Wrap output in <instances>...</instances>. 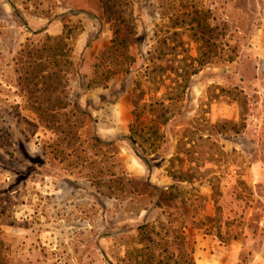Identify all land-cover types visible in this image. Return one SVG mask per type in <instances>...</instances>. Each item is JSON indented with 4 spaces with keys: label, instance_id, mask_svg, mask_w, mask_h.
I'll use <instances>...</instances> for the list:
<instances>
[{
    "label": "rangeland",
    "instance_id": "374dc122",
    "mask_svg": "<svg viewBox=\"0 0 264 264\" xmlns=\"http://www.w3.org/2000/svg\"><path fill=\"white\" fill-rule=\"evenodd\" d=\"M128 1L134 33L121 27V35L135 61L119 63L106 51L112 33L98 0H0V251L4 261L118 264L122 245L129 234H135L130 229L142 222L136 214L157 202L151 185L169 186L174 174L186 178L178 184L183 191L176 199L184 204L175 209L166 201L161 209L183 213L186 232L194 240L195 264H264V0ZM192 6L209 9L212 22L225 24L226 35L217 55L196 67L186 87L176 73L158 71L164 61L155 60L153 68L149 59L155 58L157 41L166 38L168 46L181 43L165 59L186 73L191 61L187 56H197L186 25ZM49 20L58 33L63 22H80L83 27L69 42L81 54L74 53L66 84L69 99H79L86 112L76 122L80 140L74 155L84 150L82 156L95 161L92 169H106L111 162L104 153L111 148L96 143L95 135L105 140L118 135L115 146L124 168L127 162L144 165L125 137L133 98L143 91L146 101L164 100L169 106L168 122L142 123L147 140L139 139L142 149L138 150L153 173L133 176L128 171L136 186L129 197L133 202L121 196L108 198L104 188L91 185L85 177L88 162L76 168L75 157L68 156L72 138L57 142L20 88L18 52L25 39L43 31ZM126 68L128 74L122 72ZM178 96L180 102L175 100ZM166 98L173 100L167 103ZM150 127H156V136ZM158 180L162 181L158 184ZM159 211L149 218L157 212L163 220Z\"/></svg>",
    "mask_w": 264,
    "mask_h": 264
},
{
    "label": "trees",
    "instance_id": "16d2710c",
    "mask_svg": "<svg viewBox=\"0 0 264 264\" xmlns=\"http://www.w3.org/2000/svg\"><path fill=\"white\" fill-rule=\"evenodd\" d=\"M98 1L112 33L110 45L106 49L108 56L110 58L114 56V60L119 59V63L121 59H123L122 63L134 62L135 59L128 53L129 43L121 35V27H125L128 34L134 33V27L130 28V19L133 16L130 9L131 3L128 0ZM191 8L187 12L186 25L190 39L196 44L197 56H187L191 61L185 68L186 73H183L184 68L179 71L177 67L168 64V59H165L166 55L172 54L176 47L181 48V43L177 46H168L166 38H163L154 46L152 55H155V58L149 59L153 68L155 60L158 63L164 61V67L158 66V71L176 73L186 87L188 86L187 79L197 73L198 68L196 67L210 63L212 57L217 55L218 48L226 35L225 24L212 22L213 18L209 9L194 6ZM127 9H129L128 12ZM82 31L83 27L80 22L71 24L63 22L61 32L57 35L42 33L43 31L40 30L35 31L31 37H27L25 44L18 52L19 58L15 63L19 85L30 102L31 109L43 126L57 136V142L64 141L67 136L72 138L71 144H67L71 149L68 156L75 157L76 168H81L84 163L88 162L89 170L85 177L91 185L97 190L104 188L108 198L121 196L127 199L136 193V186L133 178L123 167L115 140L106 141L94 136L96 143L111 148L104 152L108 154V160L111 161L106 169L100 168L98 171L92 169L95 161L90 156H82L85 155L84 150L74 155L76 153L74 145L80 140L79 126L76 122H79V115H85L86 112L76 100L69 99L70 94L67 91L66 82L74 66V48L69 42ZM34 37L38 38L34 39ZM166 49L169 53L165 52ZM227 60L232 61L233 57L229 56ZM122 72L128 74L130 69L126 68ZM145 95L146 93L142 91L140 96L133 98L132 119L128 125L127 140L137 156L146 163V158L140 155L138 150L142 149L139 139L147 140L144 139L145 126L142 123L158 122V119L168 122L172 113L170 114L169 106L164 103V100L149 99L146 101ZM165 100L170 103L173 99L166 98ZM175 100L180 102L182 98L178 96ZM149 129L156 136V127ZM63 153L61 150L60 154ZM102 173L104 175L101 177ZM173 175H170L173 183L166 188L151 185L157 199L154 205L160 210L159 214L163 215L164 219L161 220L158 217L151 221L144 219L134 227L135 234H129L125 243V254L118 259V264H195L194 240L186 232L183 213H172L161 209L162 202L167 201L175 209H180L179 205L183 203H177L176 199L179 196L178 193L181 194L183 191V186L178 187V184L185 182L186 178L180 176L177 179ZM211 187L214 195L216 187L213 185ZM6 262L0 251V264H6Z\"/></svg>",
    "mask_w": 264,
    "mask_h": 264
},
{
    "label": "crops",
    "instance_id": "0c3cea01",
    "mask_svg": "<svg viewBox=\"0 0 264 264\" xmlns=\"http://www.w3.org/2000/svg\"><path fill=\"white\" fill-rule=\"evenodd\" d=\"M56 28V25H54L53 23H52V21H50L49 20V22H48V24L46 25V26H44L42 29H43V31L44 32H50V33H53V34H50V35H57V34H59L57 31H54V29ZM53 29V30H52ZM73 48H74V46H73ZM85 48H88L87 46H85ZM86 50V49H85ZM74 53H80L81 54V52L76 48V46H75V49H74ZM84 95H86L85 93H84ZM98 97H100V95L98 96ZM78 101V104L82 107V108H84L81 104H80V102H79V99L77 100ZM115 124H117V123H121V122H114ZM129 125V124H128ZM109 128H114V127H109ZM115 128H117V127H115ZM105 130H108V127H106V129ZM95 136H97V137H99L98 135H95ZM123 138H124V136H122ZM126 138H127V135L125 136ZM100 138V137H99ZM101 139V138H100ZM109 140H106V141H110V140H115V141H117L118 139H119V137H118V135L117 134H114L113 135V137L112 138H108ZM102 140H105V138L104 139H102ZM131 149H132V147H131ZM133 150V149H132ZM122 155V154H121ZM136 164H131L130 162L128 163H126V167L124 168L125 169V171L127 172V174L130 176V174L128 173V171L129 172H131V175H133V176H136V175H143L145 172H151V174L153 173V168L151 167V166H149L147 163H145L144 165L143 164H140L139 162H135ZM160 181H162V180H158L157 181V183L159 184L160 183ZM160 185H163V187L162 188H166L167 186H166V184H165V182H163L162 184H160ZM157 186V185H156ZM127 199H129V200H131V198H127ZM132 201V200H131ZM133 202V201H132ZM154 211H157V207L155 206V205H153V204H151L150 206H147V207H143V208H141L139 211H138V213L136 214V217H135V219H140L141 217V220L143 221L144 219H146V220H148V221H151V220H154L155 218H156V215H157V212L155 213V218H149L150 217V215H151V213L152 212H154ZM130 230H134V229H130ZM118 233V232H117ZM122 233H129V232H122ZM125 250H126V246H125V244H123L122 245V251H121V256L119 257V258H121V257H123L124 256V254H125Z\"/></svg>",
    "mask_w": 264,
    "mask_h": 264
}]
</instances>
